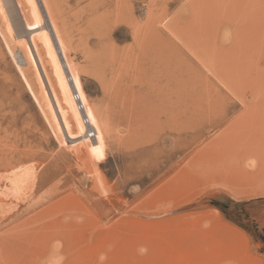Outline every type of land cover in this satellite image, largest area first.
I'll use <instances>...</instances> for the list:
<instances>
[{
  "label": "rangeland",
  "instance_id": "obj_1",
  "mask_svg": "<svg viewBox=\"0 0 264 264\" xmlns=\"http://www.w3.org/2000/svg\"><path fill=\"white\" fill-rule=\"evenodd\" d=\"M92 1L0 0V264H264V27L156 0V41L153 0H123L152 62Z\"/></svg>",
  "mask_w": 264,
  "mask_h": 264
},
{
  "label": "bare ground",
  "instance_id": "obj_2",
  "mask_svg": "<svg viewBox=\"0 0 264 264\" xmlns=\"http://www.w3.org/2000/svg\"><path fill=\"white\" fill-rule=\"evenodd\" d=\"M77 1L80 2L82 0H77ZM240 1H243V0H240ZM240 1H239L240 4L238 3V4H234V5H226V6H223V9H221L219 12H217L215 14L214 13L212 14V13H209L208 11H206V13L208 12L209 17L211 16L210 18L208 17V15L206 16V19H200V17L198 19L195 16L196 17L195 18V21L196 20L197 21L199 20L200 22L198 21V25L205 26L206 29L209 28V27H211L212 29H214L213 31H215V32L216 31H220V30H222L224 28H227V27H232V26L235 27L236 24H238V23H244V22H248L251 25L254 24V23H259V24H261L259 26V28L264 27V0H260V1H257V0H254V1L253 0L252 1L247 0L246 1V0H244L246 3H244V1H243V4L242 5H241V2ZM131 2H132V0H131ZM209 2H211V1H209ZM93 3L94 4H103L105 10H104L103 13L94 16L91 19V23L97 22L96 25H98V22H99V23H103V26H104L106 22H108V23L111 22V23H115L114 25L116 27L119 26V25H121L122 23H127L129 25L131 23V25H133L131 27L132 30L130 28V31L132 33L131 34V37H132L134 43L136 44L134 47H131V48L137 47L138 52H140L142 55H147L149 58L153 59V60H151L152 62L153 61H155V62L158 61V59H159V56H158L159 55V44L158 43H154L153 44L152 43L153 41H152L148 45V43L142 42L143 41V38H142V41L140 40V37H139L140 36L139 27L140 26L137 27V25H136L137 23L134 24L133 18H132L131 14H130V12L128 10L129 7H128V5L123 0H96L94 2L92 1L90 4L92 5ZM155 3H156V0H153V4L149 7L150 9L147 8L148 9V12H147L148 13V15H147V21H148V25L150 24V26L147 27L146 29H147V34L150 35V36H155V39H157L156 41H158V31L155 28V24L153 22L154 15H153V12H152L153 11V9H152L153 7L152 6L155 5ZM201 3H207V2H206V0H194V3H192L193 4L192 9H190L191 6L189 7V9H190V11L192 13L191 16L195 15V13H196V11L198 9L197 7H198L199 4L201 6ZM189 9H187V10H189ZM211 10H213V9H211ZM55 11H56V13L57 12L59 13V10L56 9ZM198 16H199V12H198ZM207 17L209 19H207ZM184 21H187V20H184ZM181 22H182V20L179 23H181ZM179 23L176 26L181 29L182 25L179 26ZM176 26H175V28L173 27L174 30L176 29ZM190 27H192V26H190ZM184 28H186V27L184 26ZM198 28L199 27H197V30H198ZM51 32L53 33V29L52 28H51ZM53 34L55 35L57 33H53ZM165 41L166 40H164V42ZM103 51H105V49ZM107 51L108 52L109 51L114 52V54L116 53L113 48L110 49V50L107 49ZM111 54H113V53H111ZM158 62L160 63V61H158ZM144 63H145V61H144ZM17 67H18V65H17ZM66 73H68V71H66ZM26 82H27L28 86L30 87L31 94L35 97L34 99H36V101H38V98L36 96L37 94L35 95V92H34L32 86L29 84V82H28L27 79H26ZM72 85H73V90H75L74 83H72ZM77 97H78V95H77ZM38 102L40 103V101H38ZM78 103H79L80 108L83 111V115H84V118H85V121L84 122H86V128H85L86 129V132L89 135H91V136L93 135L94 136V134H95L94 132H95L96 127H97L95 125H97V124H93L94 122H92L91 121L92 119H90V116L87 115L88 114L87 113L88 111H86V108L83 106V103L80 100V98L78 99ZM160 246L161 247H164V245H160ZM161 250L163 252L162 256H164L166 258V261H167L168 264H199V261L201 260V258L207 257V255H205L203 253V251L198 246L197 247H188V248H184V249H181V248L180 249H176V248H165L164 247ZM215 256L216 257L217 256L220 257L219 258L220 260H219V263L218 264H225V263H227L226 258L223 255V252H220L219 254L215 253V254L210 255L208 257L210 258V257H215ZM198 259H200V260H198Z\"/></svg>",
  "mask_w": 264,
  "mask_h": 264
},
{
  "label": "snow or ice",
  "instance_id": "obj_3",
  "mask_svg": "<svg viewBox=\"0 0 264 264\" xmlns=\"http://www.w3.org/2000/svg\"><path fill=\"white\" fill-rule=\"evenodd\" d=\"M93 122H94V121H93ZM92 151H93V153H97V154L99 153V149H96V148H93ZM101 158H102V157H101Z\"/></svg>",
  "mask_w": 264,
  "mask_h": 264
}]
</instances>
